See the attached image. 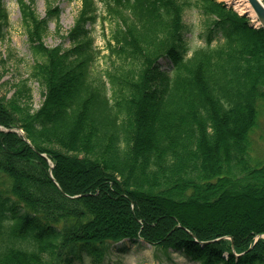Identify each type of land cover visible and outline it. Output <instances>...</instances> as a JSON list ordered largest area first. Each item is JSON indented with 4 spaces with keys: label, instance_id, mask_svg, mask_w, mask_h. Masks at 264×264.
Instances as JSON below:
<instances>
[{
    "label": "trees",
    "instance_id": "trees-1",
    "mask_svg": "<svg viewBox=\"0 0 264 264\" xmlns=\"http://www.w3.org/2000/svg\"><path fill=\"white\" fill-rule=\"evenodd\" d=\"M18 3L44 91L38 109L26 82L0 97V264H104L124 241L264 264V159L250 136L264 111V28L224 0H81L70 46L47 48L57 16ZM99 3L122 58L104 79L91 74ZM189 7L207 32L187 57ZM6 13L0 0V32Z\"/></svg>",
    "mask_w": 264,
    "mask_h": 264
},
{
    "label": "rangeland",
    "instance_id": "rangeland-1",
    "mask_svg": "<svg viewBox=\"0 0 264 264\" xmlns=\"http://www.w3.org/2000/svg\"><path fill=\"white\" fill-rule=\"evenodd\" d=\"M224 1L229 6L234 7L227 0ZM3 2L8 22L3 25L0 32V97L5 99L12 97L16 94L17 88L26 82L31 87L33 107L38 109L43 100L44 90L41 83L31 76V67L37 61V58L33 53L29 36H27V26L23 21V14L18 0H3ZM25 2L30 6L31 12L38 18H46L49 10L51 11L50 16H57L48 21L47 32L42 37L44 46L48 48L63 44L64 47H69L68 41H64L63 37L67 35L74 24L73 21L79 12L81 0H25ZM97 11L99 17L95 23L88 26L93 44L98 50L92 64L91 74L92 77L97 79H104L108 69L114 71L116 67L121 66L122 58L118 54L112 53L110 47L111 43L114 44L113 34L117 22L106 16L102 3L98 4ZM243 15L250 17L248 13H243ZM184 18L189 28L185 35L188 51L186 56L190 57L196 48L205 44L207 18L196 7H189L184 14ZM218 38L222 39L220 34H218ZM164 62L166 61H161L162 64H166ZM108 92L110 94V89ZM260 113V126L250 136L251 154L254 158L262 160L264 159V111L262 110ZM49 163L52 164L51 161ZM125 244L127 249L120 252L118 249ZM76 264H92L91 258L84 257ZM104 264L199 263L189 259L184 254L173 253L172 250L166 252L163 249L154 248L146 242L132 243L131 241H124L112 247L104 260Z\"/></svg>",
    "mask_w": 264,
    "mask_h": 264
},
{
    "label": "bare ground",
    "instance_id": "bare-ground-1",
    "mask_svg": "<svg viewBox=\"0 0 264 264\" xmlns=\"http://www.w3.org/2000/svg\"><path fill=\"white\" fill-rule=\"evenodd\" d=\"M230 4L234 5V7L240 12V13H248L250 15L252 21L256 24L259 23V20L257 18V14H255V11L252 7V5L248 2V0H227Z\"/></svg>",
    "mask_w": 264,
    "mask_h": 264
},
{
    "label": "water",
    "instance_id": "water-1",
    "mask_svg": "<svg viewBox=\"0 0 264 264\" xmlns=\"http://www.w3.org/2000/svg\"><path fill=\"white\" fill-rule=\"evenodd\" d=\"M248 2L252 5L255 11V14H257V18L260 21L259 22L260 25L264 28V2L263 0H248ZM42 155L45 156L44 154Z\"/></svg>",
    "mask_w": 264,
    "mask_h": 264
}]
</instances>
